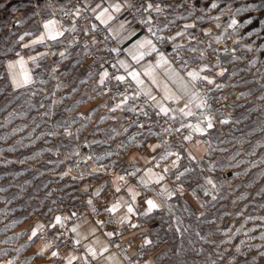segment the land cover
<instances>
[{
	"label": "crops",
	"instance_id": "1",
	"mask_svg": "<svg viewBox=\"0 0 264 264\" xmlns=\"http://www.w3.org/2000/svg\"><path fill=\"white\" fill-rule=\"evenodd\" d=\"M147 2L159 4L163 11L145 12L143 8ZM10 3L16 22L12 29L0 26V83L3 88L9 86L11 91L21 94L22 98L29 93L31 99L29 107H23L21 101L20 111L16 109L15 112L16 131L22 132L19 144L22 150L15 156L38 164V177L46 178L48 196L52 193L63 195V200L55 199L53 208H47L48 212L53 211L49 221H38L37 238L30 235V253L25 257L30 258L31 264H39L35 260L42 258L46 259L45 264H201L205 255L203 240H207L204 229L208 222L220 218L213 214L203 217L208 211L207 181H215V174H221L222 180L233 175L230 168L224 169L225 163L216 166L215 158L231 149L232 140L227 137V132L233 122L241 123V117L234 116L236 107L240 109L247 105L246 76L238 75V69L243 68L242 61L213 57L210 48L230 35L233 20L261 11L262 0H82V9L91 13L80 25L90 32V36L79 50L67 46L76 25L75 19L65 21L61 18L62 2L0 0V12L6 11ZM115 3L122 7L120 12L110 9L112 20L105 24L96 19L100 9L96 12L92 9L97 4L103 8ZM129 4L138 7L136 14H130ZM149 17L152 23L142 25L141 21ZM1 18L4 17L0 14ZM48 20L57 22L54 33L63 32L57 40L47 36L43 25ZM186 24L195 27L185 29ZM149 27L155 35L148 31ZM170 28L174 30L170 32ZM100 29L114 41L115 61L99 54L105 47L97 33ZM8 31L17 36V51L9 58L5 55ZM158 32L166 36L165 40L157 39ZM177 32L186 34L176 36ZM188 33L193 38L190 39ZM41 35L44 42L33 45L32 41ZM21 36H24L23 40ZM145 38L153 41L158 52H150L137 62L134 55L149 53L148 47H134ZM175 45L197 49L189 51L190 61L186 67L172 56L171 49ZM158 53H164L167 64L159 61ZM33 57L36 59H31ZM21 60L23 63H18ZM120 61L129 66L128 71L140 73L141 85L127 77ZM205 64L209 70L201 75L209 76L223 87L208 85L206 81L193 85L187 72L199 70ZM105 69L110 78L100 85V73ZM173 70L178 75H173ZM221 70H225V74L218 76ZM115 75H125V82L112 79ZM25 76L29 78L27 84H24ZM14 80L21 86L17 87ZM138 91L158 109L161 102L170 109L184 108L187 104L185 111L191 110L194 115L183 117L179 112H170L169 116L175 115L176 119H169L168 129L175 135L165 141L157 131L145 130L129 122L127 115L143 107L136 95ZM166 92L179 97V101L164 100ZM144 93H150L156 99L152 100ZM205 93L207 104L197 108L196 104ZM125 95L130 97L127 103L115 112L111 111ZM204 117L211 119V129L207 128ZM182 123L199 124L205 131L201 134L188 127L182 128ZM185 136L191 139L185 140ZM150 145L159 147L152 151ZM175 154L179 155L178 161ZM162 155L167 158L160 159ZM77 158L86 164V169L79 174L68 168V164ZM154 161H163L165 167L156 168L151 163ZM173 161H177L175 166ZM43 162L46 167L42 168L39 164ZM99 164L116 171L110 174L100 171ZM164 169L168 171L164 172ZM132 172L135 175H130ZM161 175L164 178L157 183ZM119 176L124 180H118ZM149 199L158 205L151 212L146 204ZM117 203L119 208L114 212L107 211ZM129 205L133 208L132 213L127 211ZM56 217H60L59 224ZM139 221H143L144 226L127 229L129 223L138 225ZM63 223L61 233L59 226ZM33 227L31 231H34ZM45 229L47 234H42ZM110 232L113 235L109 236ZM62 239L65 250L60 248ZM68 241L70 245L64 246ZM53 252L57 255L53 256Z\"/></svg>",
	"mask_w": 264,
	"mask_h": 264
},
{
	"label": "rangeland",
	"instance_id": "2",
	"mask_svg": "<svg viewBox=\"0 0 264 264\" xmlns=\"http://www.w3.org/2000/svg\"><path fill=\"white\" fill-rule=\"evenodd\" d=\"M12 6L10 3L6 11L0 12L4 17L0 26L14 28L16 16ZM262 8L235 19L230 35L209 46L214 54L218 46L231 43L232 53L215 57L242 61L243 68L238 69V75L246 76L247 105L236 107L234 116L241 117V123L233 122L227 132L232 140L231 149L215 158L216 166L225 163L224 169L230 168L233 175L222 180L221 174H215L212 181L215 187L207 185L208 211L204 210L203 217L213 214L220 218L208 222L204 229L207 240H203L205 255L201 264H264V0ZM9 32L5 35L7 58L17 51V36ZM3 40L2 37V43ZM0 84V264H31L30 258L25 257L30 253L31 226L36 232L40 219L47 223L53 214L47 208H53L55 199L63 200V195L48 196L46 178L38 177V164L15 156L22 150L19 145L22 132L16 131L15 112L20 111L21 101L23 107L31 105L30 94L22 98L9 86L3 88V83ZM39 166L46 167V163ZM69 171L72 170L69 168ZM64 181L68 183L66 178ZM64 223L59 226L61 233ZM42 234H47V229ZM60 248L66 249L63 239ZM36 262L45 264L46 259H36Z\"/></svg>",
	"mask_w": 264,
	"mask_h": 264
},
{
	"label": "snow or ice",
	"instance_id": "3",
	"mask_svg": "<svg viewBox=\"0 0 264 264\" xmlns=\"http://www.w3.org/2000/svg\"><path fill=\"white\" fill-rule=\"evenodd\" d=\"M129 7H132V5H128ZM213 7H215L216 5L213 4L212 5ZM121 4L119 3H115V4H110L108 7H101V4H97L95 8L92 9L93 12H96L97 9H100V11L97 13L96 15V19L99 20L101 23H107L109 20H112L114 17L112 15V11L114 12H120L121 11ZM110 9L112 11H110ZM154 9L157 13H160L163 11V9L160 7L159 4H156L154 5L152 2H147V5L146 7L143 8V10L145 12L149 11V10H152ZM80 9L77 8L76 10V15H79L80 13ZM56 21L55 20H48L47 22L44 23L43 27L47 30V36L49 39L51 40H57V38L61 35H63V32L62 31H58V32H55L54 33V27L56 25ZM152 23V20H151V17H149L148 19L146 20H142L141 21V24L142 25H150ZM170 23V22H169ZM236 24V21L233 20L232 21V25H235ZM95 27V26H93ZM124 25L121 24V28H123ZM195 27V25L193 24H186L184 26L185 29H189V28H193ZM148 31L150 33H152L153 35H155V32L153 31V29L151 27L148 28ZM186 33L185 32H177L176 33V36H184ZM25 35H30V33H25ZM190 39L193 38L192 37V34L188 33ZM21 40L24 39V36H21L20 37ZM157 39H162L161 37H157ZM170 39H175V37H171ZM217 40H219V37H217ZM44 42V36L41 35L40 37H38L36 40H33L32 41V44L35 45V44H40V43H43ZM29 45H25V47H28ZM134 47H137V48H145V47H148L149 48V53H145V52H140L138 55H134L133 56V59L137 62H139L140 60H142L144 58L145 55L147 54H150V52H158V49L156 48V45L153 43L152 40L150 39H143V40H140L137 42L136 45H134ZM184 47L183 45H175L174 46V49H180ZM111 51H117L116 49H112ZM189 51H192V52H195L197 51L196 48H190ZM61 56L64 55V53H61L60 54ZM159 55V61L160 62H163L165 64L168 63V59L165 57L164 53H158ZM203 56V53L201 52V57ZM33 60H35L36 58L33 57L31 58ZM18 63H23V60L19 61ZM120 66L123 67L125 69V71L127 72V77H130L132 81H134L136 83V85H141L143 83V81L140 79V73L136 72L135 70H132V71H128V68L129 66L126 65L123 61H120ZM187 61L184 62V66L186 67L187 66ZM219 64V61H217V66ZM9 67H12V65H9ZM113 67H115V65H113ZM209 70V66L207 64H205L203 67H201L199 70H191V71H188L187 72V76L191 79L193 85H195L196 83L198 82H203V81H206L208 85H213L215 84V81L214 79H211L209 78V76L207 75H201V73L203 72H206ZM148 74V73H146ZM225 74V70H221L217 73L218 76H223ZM173 75H178V73L175 72V70H173ZM110 78V74L108 72L107 69H105L103 72L100 73V79H99V83L100 85H104L106 83V81ZM112 79H115L116 81H118L119 83H124L125 80H126V76L125 75H115L114 77H111ZM29 82V78L27 76H25L24 78V84H27ZM14 84H16V81L14 80L13 81ZM17 87L21 86L20 84H16ZM215 87L217 88H221L223 87V85H220V84H215ZM185 88H187V86L185 85ZM145 95H149L150 96V93H144ZM136 95H140V92L138 91L136 93ZM206 96L207 94L205 93L204 94V98H201L199 103L196 104V107L197 108H203L206 104H207V99H206ZM130 97H128L127 95H125L123 97V100L121 101V103L117 104L114 108L110 109L111 111L115 112L117 109H120L122 108V105L126 104L128 99ZM150 99L152 100H155L156 98L154 96H150ZM164 100L166 101H173V102H178L179 101V97H175L173 95H170L168 94L167 92L165 93L164 97H163ZM193 100L196 99L195 96L192 97ZM158 107H159V111L156 113L157 115H161L163 114L164 116L166 117H169V119H172V120H175L176 119V116L175 115H172V116H169V113L170 112H179L180 114H182L183 117H188V116H193L194 113L191 111V110H188V111H185V108H188V105L185 104V107L184 108H180V109H170L168 108L167 106H165L162 102L161 103H158ZM132 111H134V109H131ZM145 116L148 115L147 112H144L143 113ZM205 120H207V128L208 129H211L213 127V124H212V121L209 117H204ZM221 123H227V121H221ZM142 127V125H141ZM181 127H188L190 129H192L193 131L197 132V133H201L203 134L205 129L201 128L199 126V124L197 125H192V124H188V125H184L183 123L181 124ZM179 129H177L178 131ZM164 131H169V129H165ZM152 133H150L151 135ZM185 140H190L191 137L190 136H185L184 137ZM159 145H150V148L152 151H155L156 148H158ZM174 153H168V155H172ZM177 155V161L179 160V155L178 154H175ZM167 158V155H162L160 157V159H166ZM191 158V157H190ZM177 161H173V165L175 166ZM138 171V170H137ZM149 173H151V169L148 170ZM168 169H164V172H167ZM130 175H135V172H132L130 173ZM180 175H183V173H181ZM163 176H159L158 179H157V183H159L160 180H163ZM177 179H179V176L177 177ZM118 180H124V177L123 176H119L118 177ZM144 181H142L143 183ZM208 184H212L213 187H215V185L213 184V182L211 180H208L207 181ZM116 191L119 192L120 191V188L117 187L116 188ZM130 193H132V189L129 188L128 190ZM207 194V193H206ZM135 193L132 194V199L135 200ZM213 199H216L215 196H213ZM89 203H91V201H89ZM146 204L148 205V212H151L153 209L157 208L158 205L155 204V202L151 199L149 200H146ZM120 205L119 203L115 204L112 206V208H109L107 209V211L109 212H114L117 208H119ZM127 211L129 213H132L133 212V208L131 205L128 206V209ZM124 220L122 219L121 220V223H123ZM56 223L59 224L60 223V217H56ZM53 227H55V225H53ZM132 227H136V225H132ZM75 229H73L74 231ZM36 235V232L33 231V236ZM109 236L113 235V233H108ZM147 243H150V241H147ZM90 252H92L91 249H89ZM53 256H56L57 253L56 252H53L52 253ZM92 255L95 256V252H92Z\"/></svg>",
	"mask_w": 264,
	"mask_h": 264
},
{
	"label": "built area",
	"instance_id": "4",
	"mask_svg": "<svg viewBox=\"0 0 264 264\" xmlns=\"http://www.w3.org/2000/svg\"><path fill=\"white\" fill-rule=\"evenodd\" d=\"M37 1V0H35ZM47 1H54V0H47ZM59 2L63 3V6L59 9L60 16L65 21H71L75 19V28L70 34L69 42L67 44L68 47L72 49L79 50L82 48V46L85 44V42L88 40L90 36V32L88 30H85L80 25V22L82 20L90 18L89 13H91L89 10L82 9L83 3L82 0H58ZM77 8H81V13L75 17V11ZM138 7L133 6L129 9V12L131 15H134L137 13ZM174 29L170 28L169 31L172 32ZM99 38L102 40V42L105 44V47L102 48V50L99 51V54L107 58L111 61H115V52L111 51L113 49L114 41L112 38H109L107 32L105 30L100 29L97 31ZM158 37H161L160 40H165V35L158 32ZM66 46V47H67ZM233 52V47L231 43L226 42L225 46H218L217 47V53H212V56L215 57L216 54H230ZM172 56L176 61L181 62H189L190 61V52L187 49L186 46L180 48V49H174V47L171 49ZM212 98V95H210ZM138 100L143 104L142 109L136 110L135 112H131L127 115L129 122L136 123L139 127H142L145 130L150 131H157V133L163 135V139L170 140L173 138L175 133L173 131H164L165 129H168V126L170 125V120L168 117L164 116L163 114L157 115L156 113L159 111L158 108L154 107L152 104H150L147 100H145L144 96L142 94L138 95ZM216 102V100H215ZM147 112L148 115L145 116L143 113ZM142 152H145L144 148H141ZM177 149H174V152H176ZM156 168L163 169L165 167V163L163 161H159L156 163V161L151 162ZM70 170L74 172H82L86 169V164L83 162V160H76L75 162L70 164ZM99 170L100 171H106L107 173H114L116 171L113 167H107L104 164H99ZM132 223H129L127 225V229L130 230L132 227ZM137 227L144 226L143 221H139ZM68 245H70V241H68Z\"/></svg>",
	"mask_w": 264,
	"mask_h": 264
}]
</instances>
